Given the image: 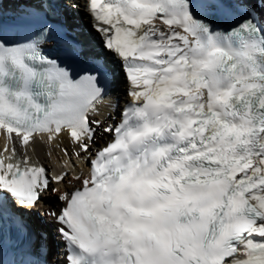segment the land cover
I'll use <instances>...</instances> for the list:
<instances>
[{
	"label": "snow or ice",
	"instance_id": "6c2138e0",
	"mask_svg": "<svg viewBox=\"0 0 264 264\" xmlns=\"http://www.w3.org/2000/svg\"><path fill=\"white\" fill-rule=\"evenodd\" d=\"M14 2L5 23L0 0V264H48L33 215L59 237L53 264H264V0L72 3L98 48L78 71L85 49L50 19L61 0ZM110 87L125 93L112 122L96 118ZM54 149L58 172L39 159Z\"/></svg>",
	"mask_w": 264,
	"mask_h": 264
},
{
	"label": "bare ground",
	"instance_id": "6f19581e",
	"mask_svg": "<svg viewBox=\"0 0 264 264\" xmlns=\"http://www.w3.org/2000/svg\"><path fill=\"white\" fill-rule=\"evenodd\" d=\"M70 1L74 3H82V0H70ZM2 7L4 13V20L10 21L13 18V16L19 11V9L24 7V5L20 3H16L14 2V0H3ZM76 12L77 11L70 10V8L63 6L59 18L63 23L66 24V26L71 30L72 33H75L77 37L82 38L83 41L89 42V39L90 38L94 39V36L93 34L90 33L91 30L88 28V26L86 27V29L84 30L82 29L83 26L88 25L85 14L83 13L84 14L83 17H79L76 14ZM91 53L92 51L89 52V54ZM109 95L113 98L118 97L121 101V107H122L125 93L123 88L117 89L110 87L108 89V95H106L107 97H105L104 99V103L98 105L101 116H97L96 118L100 119L103 117L106 118L108 122H112L111 117L113 115H116V113L112 112L108 107ZM62 143L64 146H67L69 148V151H71V146L66 138L63 140ZM2 144H3V137L0 136V146H2ZM39 159L41 163L45 166V168L48 169L50 172L53 170L58 172L60 170V162H62L63 156L62 154L59 153L58 149H54L51 157H49L46 154V151H41L39 154ZM77 163L79 162L77 161ZM49 207L58 208V205L53 202V199L51 197L42 200L41 204L38 205V208L40 209L41 212L46 211ZM28 223L30 225L31 233L37 237V243L39 242L40 232L43 231L49 234L48 243H49L50 252L48 256H51L53 253V241L55 240L57 244L59 242V237L55 235L53 231V226L47 222V218H42L37 215L30 216L28 218ZM58 246H60V243L58 244Z\"/></svg>",
	"mask_w": 264,
	"mask_h": 264
},
{
	"label": "rangeland",
	"instance_id": "374dc122",
	"mask_svg": "<svg viewBox=\"0 0 264 264\" xmlns=\"http://www.w3.org/2000/svg\"><path fill=\"white\" fill-rule=\"evenodd\" d=\"M73 3H74V2H73ZM79 13H80V14H79ZM76 14H77L79 17H83V15H84L83 12H79V11H77ZM81 14H82V15H81ZM48 259H49V256L47 257V260H48Z\"/></svg>",
	"mask_w": 264,
	"mask_h": 264
}]
</instances>
